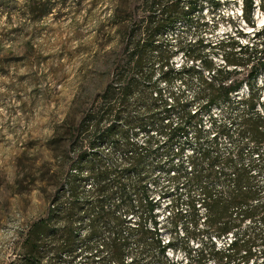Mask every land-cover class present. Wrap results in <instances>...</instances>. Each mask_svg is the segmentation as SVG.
Listing matches in <instances>:
<instances>
[{"label": "rangeland", "instance_id": "rangeland-1", "mask_svg": "<svg viewBox=\"0 0 264 264\" xmlns=\"http://www.w3.org/2000/svg\"><path fill=\"white\" fill-rule=\"evenodd\" d=\"M240 1L244 5L243 0H219L216 9L206 4L192 20H178L144 51L141 67L123 69L125 77L145 82L125 90L116 84L118 94L105 100L98 97L116 76L114 62L121 52V32L111 17L116 0H0V264H119L121 257L163 264L147 208L137 194L144 185L159 203L154 211L162 224L158 238L176 245L167 249L169 259L186 261L185 242L196 248L208 240L204 234L182 239L179 232L182 221L189 229L204 226L201 185L190 180L189 157L210 145L219 123L234 133L237 121H264V69L255 65L264 52V0H255L253 24L243 17ZM181 4L188 6L186 1ZM161 56L178 72L168 83L161 80ZM206 61L221 71L213 74ZM238 62L248 64L235 65ZM220 81L240 82L242 87L226 95L219 90ZM252 93L261 95L253 110ZM212 98L217 105L201 109ZM162 101L169 106L177 102L168 116ZM183 106L198 114L188 122L186 134L168 143L166 128L161 131L159 125L184 122ZM102 107H111L109 116L117 119L119 131L97 140L99 158L90 155L84 160L75 196L67 199L58 192L67 169L63 120L69 115L78 124L86 111ZM137 114L143 117V127L127 125L126 119ZM218 144L226 149L231 142L219 134ZM178 149L182 152L174 157ZM176 163L182 164L183 173L174 183L170 175ZM91 166L108 167L109 175L98 180ZM165 190L167 196L162 195ZM177 193L183 215L179 221L168 216ZM50 201L54 217L37 230L38 249L31 254L29 229L45 217ZM68 202L74 209L65 216L61 207ZM101 202L104 214L99 213ZM70 229L73 239H68ZM230 239L228 235L216 242L223 245Z\"/></svg>", "mask_w": 264, "mask_h": 264}, {"label": "trees", "instance_id": "trees-1", "mask_svg": "<svg viewBox=\"0 0 264 264\" xmlns=\"http://www.w3.org/2000/svg\"><path fill=\"white\" fill-rule=\"evenodd\" d=\"M183 1L188 2L187 8L182 6ZM243 1V17L247 22L253 24L251 16L254 11L255 0ZM116 2L111 17L121 32L118 44L121 52L119 58L114 62L113 73L116 71V76H113L112 81L106 85L103 93L98 94V98L105 100L118 94L115 90L116 84H119V90H125L133 89L145 82V79L141 77H125V70L123 69L135 71L138 67H141L144 51L147 48L154 47L156 38L160 37L165 30L174 26L180 19L192 20L193 13L196 11L203 12L206 4L214 9L220 4L219 0H116ZM262 33L259 30L256 35L260 36ZM239 48L243 49L242 46H239ZM124 52L127 53L126 56ZM260 56L256 58L255 65L264 69V52ZM195 58L201 57L195 56ZM161 60V80L168 83L178 72L162 56ZM247 64L248 62L235 63L239 66H246ZM206 66L212 68L213 74L221 71L220 68H214L210 61H206ZM229 75L230 71H227V78ZM147 77H149L148 74H146ZM241 87L242 83L240 82H219V90L224 91L226 95L239 91ZM83 89L86 91V87H83ZM248 90L249 94L251 91L249 88ZM251 90H253V86H251ZM88 92L84 94H88ZM260 97L261 95L252 93L251 110L255 108L257 103L260 104ZM161 103L164 105L163 113L166 116L170 115L177 106V102L170 106L165 101ZM261 104L264 108V102ZM216 105L217 102L212 98L201 109L207 111ZM111 107L99 108L95 113L92 110L86 111L78 124L71 120L69 115L63 120L65 132H63L61 139L67 169L61 189L58 192L63 193L67 199L75 196L76 181L84 160L90 155L99 158V152L96 149L97 140L105 135H114L119 131V126L115 121L117 119H110L108 110ZM181 110L182 116L185 118L184 122L171 124L169 121H161L159 125L161 131L165 126L166 141L168 143L186 134L189 128L188 122L198 114V111L192 113L184 106ZM114 116L118 115L115 114ZM126 122L127 125L132 123L138 127H143V117L138 114L126 119ZM235 123L234 133L224 123H219L216 126L217 133L209 138L210 145L200 147L198 151L192 152L189 157L192 173L190 180L201 185L203 195L201 205L205 209L204 226L203 229H197L195 226L189 229L182 221L180 231L177 229V225L174 226V230L182 234V239L188 240L192 236L204 234L208 240L196 248L185 242L183 247L187 256L186 261L167 257V249L176 247V245L171 240L165 243L160 237L158 238L161 235L162 224L159 223L154 211L159 203L154 202V198H151L147 186L144 185L137 190L138 197L144 201L143 206L147 208L153 233L157 236V244L159 253L163 258V264H205L206 261L210 260L213 264H264V121L261 117H250ZM121 130L126 132L123 129ZM219 134H224L231 142V145L226 149L218 144ZM181 152L178 149L174 157H178ZM135 155H137V152L131 158L135 159ZM172 166L174 171L168 169V173L170 175L172 172L170 178L175 183L183 173V167L181 163ZM89 168L90 171H95L98 180H104L109 175L108 167L99 166V169L96 168V170L92 166ZM133 170L137 171V164H134ZM120 193L124 195L126 190L123 189ZM168 194L167 190L162 192L163 196ZM105 197L107 195H104ZM179 203L180 194L177 193L171 201L173 214L169 211L168 215L171 217L176 216V221L183 218L177 207ZM190 203L193 204L191 200ZM61 208L63 215L70 216L74 205L68 202L63 204ZM133 208L134 205L130 203L129 209L133 210ZM192 210L194 211V205H192ZM115 211L116 209H113V213ZM54 212L53 202L50 201L45 217L39 219L30 227L27 239L30 241L31 254L38 249L35 245L38 239V236H35L38 233L37 230L52 220ZM105 212V205L101 202L99 213L104 214ZM143 218V226L146 227L147 217ZM192 219L196 224L197 215L193 213ZM67 234L68 239H73V229L68 230ZM228 235H231L229 242L223 245L217 244V240ZM56 236L57 233L54 232L53 240L56 239ZM32 257L31 259L35 260V255H32ZM119 264H139V262L134 258L127 262L121 257Z\"/></svg>", "mask_w": 264, "mask_h": 264}, {"label": "built area", "instance_id": "built-area-1", "mask_svg": "<svg viewBox=\"0 0 264 264\" xmlns=\"http://www.w3.org/2000/svg\"><path fill=\"white\" fill-rule=\"evenodd\" d=\"M256 5H257V7H259V3H258V1H256ZM239 8H240L241 10H242V8H243V3H242V1H240Z\"/></svg>", "mask_w": 264, "mask_h": 264}]
</instances>
